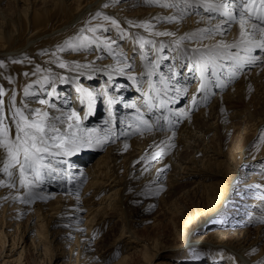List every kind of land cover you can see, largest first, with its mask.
<instances>
[{"label":"bare ground","instance_id":"obj_1","mask_svg":"<svg viewBox=\"0 0 264 264\" xmlns=\"http://www.w3.org/2000/svg\"><path fill=\"white\" fill-rule=\"evenodd\" d=\"M14 2L18 13L12 17L3 15L4 20H0V90L4 93L3 96H0V100L4 101V115L8 118L7 122L14 133V124L10 118L15 108L25 111L26 115L36 108L47 111L49 123L58 130L50 133V135L58 137V139H55V142L49 141V151L43 154L44 159L41 161V164L46 165V167L37 166L39 175L37 176L31 171L26 173L27 182L31 184V187L27 184L21 185L18 168L10 169L13 172L12 176L3 172L7 152L0 146V158H2L0 159V180L4 181V184L0 185V224L3 225L4 220L12 221L15 217L21 223L22 217L25 216L21 215L23 211H28L26 217L29 218L30 216L34 217L33 213H36L37 210L45 214L46 211L54 210V216L61 217L63 215L68 220L74 218L72 215L77 213L81 206H86V209L93 213L98 210V206L105 204L103 200L106 195L102 197V200L98 199V196L106 192L109 186H120L115 190V193L120 191L121 196L126 191L143 194L140 189H132V186L143 182L148 171L146 175H142L144 173L142 171L141 174L136 173V171L148 163V158L158 157L164 151L172 150L177 145L179 146L174 150L171 157L176 162H186L185 166L179 167V170L185 173V176H180V178L189 177L191 174L196 175L197 180L194 182L197 183L196 187L198 188L197 199L200 201V197L203 198L209 206L206 211L200 212V208L194 205L187 212V220L191 221V228L200 229L205 220L227 207L226 202L230 200L236 181V172L238 167L242 165V155H239L241 151H232V161H229L222 157L221 149H219L217 152H213L209 158L205 157L206 159L202 160L201 164H206L200 171V168L198 169L200 160L198 161L197 156L207 154L209 150L207 144L202 148L196 147L198 140L205 142L206 138H196L195 133H193L194 130L196 132L201 131L200 133L206 132L202 123L206 122L205 115H212L211 113L208 114V111L211 112V107L206 106V101L213 92V88L217 87L214 81L209 80L201 89L202 81L200 83L199 80L202 78V69H204L205 64H207V69L210 66L213 68L215 65L214 70L218 69V66L222 67L223 63L227 64L225 65L226 68L218 69L219 74L222 72L218 76H224L228 72L232 80L236 77V72L234 73L230 69L232 64H237L234 68L237 71L242 65L235 62L236 60L231 56L239 54L242 62L249 61L248 58L244 57V53L247 51L244 50L243 46L239 48L222 46V44L232 45L238 41L240 31L238 22L231 32L225 34L226 38L224 39L209 35L208 40L203 39L206 33L210 31L214 33L212 25L215 26L216 30L220 29L219 33L227 31L226 25L228 23H225V18L223 20L219 18L223 10L214 7V5L226 2V0H122L119 5H113L114 3L109 0H14ZM217 13L219 14L215 17ZM234 15L238 21V9ZM105 16L108 17L107 20L104 19ZM210 17H214L216 20L208 21ZM162 19H165L162 25L169 24L173 29H179L181 42L172 40L173 37L170 35L160 36L151 31L146 33L145 27L141 26L147 25V29L150 27L154 30L160 29L153 27L152 24H159ZM113 20L116 21L115 24L112 23ZM157 20L158 22H156ZM217 22H222V24L217 25ZM248 27L250 29L251 25ZM91 29L102 31L93 33ZM89 34L94 37L89 36ZM141 37L144 41L143 46H141ZM256 39H260L259 33H257ZM134 45L141 47L136 50ZM98 52L103 55L106 54V58H102L103 56ZM149 53H152V60L146 62ZM30 54L34 56L33 59ZM98 57L100 58L98 59ZM261 58L264 60L263 53ZM64 59H67L66 62L69 65V84L62 83L67 78H63L62 81L56 77V74L51 73L60 63L65 62ZM96 60L97 62H95ZM93 62L97 64L93 65ZM113 62L119 64L121 70L116 71ZM201 66L202 68H200ZM204 72L205 70L203 76ZM225 79L227 78L224 77L223 80ZM190 80H193L191 81L193 85L191 84L192 87L187 100L182 101L184 103L175 109L181 113L186 112L184 119L186 121L181 123L178 131H174L175 128L171 131L166 128L160 129L154 126L149 119H143L139 115L132 116V109H140L141 113H146L148 106L151 105L150 102L147 103L146 99H143L144 94L153 99L162 97L165 101L169 99L179 101L184 94L188 93L184 88ZM58 82L61 87L56 88L55 84ZM198 82L200 86H198ZM228 84L232 86H230L231 88L242 87L245 90L250 86V83L245 80H240L235 85L233 82ZM218 87L217 91L221 93L224 103L222 105L221 102L218 103L213 116L223 112L221 107L223 109L228 108V104L232 100L231 94L227 93L230 90L219 91L227 87L225 83H220ZM56 89L57 93H55ZM201 92L205 94H201V96ZM218 92L217 94H219ZM88 93L92 94L91 97L88 96ZM13 97H15L14 101ZM40 100H47L54 107L41 105ZM109 100L112 101L111 104H109ZM195 106H200L199 111L189 115L188 110L194 109ZM72 112L77 114L78 121L75 117L72 120L68 119ZM98 114L105 116L99 118ZM242 116L243 114L237 112L233 117ZM71 121L77 122L79 131L69 128L68 123ZM257 124L254 123L253 125L257 126ZM213 125L210 123L207 127L206 130L209 133L213 130ZM72 130L74 131L72 132ZM85 131L94 132V137L103 134L105 139L101 135L98 143L107 142V145H105V151L98 153L82 167L76 165L77 162L80 161L82 164L91 158L90 152L96 150L94 144L89 143L90 145H87L79 142L77 147L73 149L69 146L66 149L52 146V143L55 145L64 143L65 138L68 137L69 139L73 135L78 138ZM118 135L121 136L119 141L118 139L115 140ZM190 140H194L195 144H192L194 141L187 144L186 141L190 142ZM112 141L116 142L115 145H111ZM168 144L171 148L166 150L165 145ZM242 144L243 147L245 143ZM260 145L253 152L262 155L264 142ZM183 146H187L186 148L195 146L194 151L197 155L189 158L182 157L183 153H179V150ZM122 151L126 153L135 152L136 157L133 160L129 157L126 164L130 163V165H126L124 169H121L123 172L118 173L116 167L110 169L107 163L114 161L116 162L115 166H119L117 163L123 159L121 158ZM146 155L148 157L146 163L137 164L138 159ZM192 158L193 160H191ZM170 163L168 160L166 165L160 166L153 176L156 179L153 180L152 178L150 182L144 183L141 188H148L147 192L150 190L157 191L156 184L153 185L152 183L161 179L166 172L165 167ZM210 165L217 167V171L213 172L206 168ZM154 167L156 166H153L149 174L153 173ZM263 168L248 169V178L242 182L245 188L241 187L239 190L244 191L253 188L255 185L253 183L264 177ZM258 169H262V171ZM211 176H221V179L209 181ZM84 183L85 187L81 188L80 186ZM9 184L13 186L8 187ZM254 189H260L259 192L256 191L258 193L255 195L261 198L257 199L259 204L264 205V187H254ZM38 194L42 197H37ZM124 197L122 196L118 204L121 211L125 209L123 206L126 202ZM25 201L28 202L25 203ZM12 204L13 206L9 209ZM15 209L18 210L16 213L12 211ZM245 209L252 212L250 211L252 209ZM245 216L246 222L250 220L261 222L257 228L262 237L261 239L259 236L255 238L262 241L264 238V219L255 217L254 213ZM259 216L262 215L259 214ZM90 220L87 221L89 222L88 230L82 231L81 234L94 239L99 227L96 225L95 218ZM237 224L239 225V223ZM7 227L9 231L2 230L0 232V235L3 234L5 239L3 241L4 248L6 236L13 229V226ZM248 230L249 228L244 226L226 228L224 224H220L210 233L209 237L212 239H198L199 242L211 241L208 242L210 243L209 247L200 246L199 249L215 250L216 253L227 255L225 261H220L218 256L214 258L208 254L206 256L208 261L201 262L200 260L199 264H234L236 260L239 261V264H259L264 258V248L257 252L258 245L253 243V240L250 241L246 238ZM0 239L3 240L2 237ZM10 241L11 248L9 250L11 254L5 255L4 250H2L0 252V264H8L9 260L4 259V257H13L14 255L16 242L13 238ZM134 242L136 240L131 238L130 244H134ZM87 245L89 249L94 247L90 243ZM21 247L17 259L22 257L25 245ZM113 247L110 246L107 251L102 252L101 250L102 253L96 254V263L107 264V255ZM188 248L191 249V246ZM161 249L155 248L153 252L143 250L144 260L142 261L144 264H178L173 260H158L160 257H168L166 253L165 255L161 253ZM182 253H177L171 259ZM128 257V253L123 251L119 260L113 264H126ZM46 264H51V256L46 260Z\"/></svg>","mask_w":264,"mask_h":264},{"label":"rangeland","instance_id":"obj_2","mask_svg":"<svg viewBox=\"0 0 264 264\" xmlns=\"http://www.w3.org/2000/svg\"><path fill=\"white\" fill-rule=\"evenodd\" d=\"M110 2H113V5H119V3L122 0H109ZM129 13L130 11L127 10ZM175 12V11H174ZM18 10L15 6L14 0H0V20H4L3 15H7V17H12L14 14H17ZM223 13V12H221ZM220 13L219 18H225L227 19L223 14ZM113 14V13H112ZM219 13L215 14L217 17ZM163 15V14H162ZM161 17V16H159ZM217 18L218 20H220ZM216 20V18H208V21ZM123 22V21H122ZM158 22V20L156 21ZM165 22V19H162L158 23L152 24L154 27H159L160 29H152L151 27L147 29L144 28L146 33H149V31L153 33H172L173 39L176 40V42H181L180 38L181 35L179 33V29H173L169 24L162 25ZM124 23V22H123ZM237 22H228L226 25V30L222 33L220 32V29L216 30L214 27V33L211 31L206 33L203 37L204 40H208V35L212 37H218V38H226L225 34L231 32L236 26ZM126 24V23H125ZM216 24V23H215ZM222 24V22H217V25ZM162 25V26H160ZM225 25V24H223ZM90 28L92 26H89ZM212 29V28H211ZM78 31L80 29H77ZM102 30L95 29V31H91L93 33L100 32ZM85 32V31H84ZM106 32V31H104ZM91 37H94L93 35H90ZM162 36V35H160ZM134 47L139 48L141 46L134 45ZM199 50V49H198ZM262 53L264 54V50L260 48H254L251 52H245V58H252L255 57L256 59L249 63L247 62H241L242 67L244 68L245 65H248L245 69L240 70V67L238 68L239 71H237L235 68V65L232 64L231 71L236 72L235 78H233L231 81L227 80L228 77L224 76H218L215 79H217L215 85L217 87L213 88V92L209 96V102L206 104V106L209 108L211 107V112L208 111V114L211 113L212 115H205L206 116V122L202 123L204 130L206 132L194 130L193 133H195V137H199L200 139L206 138V141H197V146H200L202 148L205 144H207L208 151L207 154H202L197 156L199 162L198 169L200 168V171L203 170L205 167V164H201L202 160H205V157L212 156L213 152H217L219 149H221L222 157L226 160L232 161V151L239 150L241 151L239 155H242L241 158V164L240 167H238V170L236 172L235 178L236 181L234 182V186L232 189V193L230 195V200L226 202V206L223 210L220 211V213H216L213 216L209 217L207 220L204 221L202 227L200 229L196 230L195 228H191V221L187 220V212L194 206H198L200 208V212L206 211L209 206H207L206 201L200 197V201L197 199V192L198 188L196 187L197 183L194 182L196 179V175L191 174L189 177L180 178V176H185V173H182V170H179V167L185 166L186 162L179 161L176 162L175 159L171 157L172 153L176 148L179 146L177 145L172 150H168L171 148V146L165 145L167 147L166 150L163 153H161L160 156L153 158H148L147 155L140 157L138 159L137 164L143 165L146 163V158H148V163H146L141 169L136 171V173L139 172L142 175H146V172L148 171L147 177L143 179V182L139 183L138 185L132 186V189H140V191L143 194H134V191H126L124 195H122L124 198L125 204L123 205L125 209L121 211L120 206L118 205L120 203V200L122 198L121 193L117 192L115 193V190L118 189L120 186H109L106 189V192L101 193L98 196V199L102 200V197L105 196L103 203L101 206H98V210H95L93 213H90L89 210L86 209V206H81L80 209H78L77 213L72 215L74 218L71 220H68L67 217L61 215L60 216H54V210L46 211L45 213H41V211L37 210L36 213H33V216H30L29 218L26 217L28 214V211H23L21 215L23 216L21 223L18 221L17 217L13 218L12 221L4 220V224H0V232L3 231H9V228L7 226H13V229L10 231V233L6 236V246L4 248V237L3 234L0 235L3 240L0 239V252L4 250V254L10 255V248H11V241L10 239L13 238V240L16 242V247L13 251V257L5 256L4 259H8V264H46V260L48 257L51 256V264H97L95 260L96 254H100L104 251H107L110 246H114L110 253H108L107 257V264H113L123 254V251L128 253L129 257L126 261V264H144V257L143 253L146 250L149 252H153L155 248H162L161 253L166 256L167 258L160 257L158 260H173L175 263L178 264H199L200 260L201 262H207L208 258L206 256L209 254L216 258L218 256V260L225 261L226 260V254H219L216 253L215 250H209L207 251L205 248L209 247L208 242H199L200 240H207L212 239L209 236L210 233L220 226V224H224L226 228L228 227H248V233L246 235V238L250 241L253 240V243L258 245L257 252H259L261 249L264 248V238L262 241H258L257 236L261 237L258 231L257 226L261 223L259 221L253 222L251 221H245L244 218H246V214H252L254 213L255 217H260V219H264V205L259 204V201L257 199H261L260 197H257L255 193H258L260 189H254V187H264V177L260 178L257 182H252L254 185L253 188L250 190H239L241 187H244L242 185V182L247 180L248 178V169L252 168H263L264 167V152L262 155L260 153L256 154L254 153L255 148H259L261 145L260 143L264 142V60L261 58ZM23 54V53H22ZM102 58L105 57L106 54L99 53ZM151 54L147 55L146 62L151 61ZM260 54V55H257ZM31 55V54H30ZM239 54H236L234 56H238ZM32 59L34 58L33 55ZM115 56V55H114ZM258 56V57H257ZM233 57V56H231ZM100 57H98L99 59ZM106 58V57H105ZM67 59H64L65 62H63L64 67H61V63L57 66V68H54V70L51 72L53 74H56L60 80H64L63 78H67V80L62 83L69 84V65H67L66 62ZM99 61V60H98ZM97 62V60L95 61ZM236 62V61H235ZM114 63V62H113ZM149 63V62H148ZM97 63L93 62V65ZM152 64V62H151ZM244 64V65H243ZM114 69L116 71L121 70L119 68V64L114 63ZM116 65V66H115ZM147 65V63H146ZM225 63L222 65V69L226 68ZM97 66V65H96ZM110 66V65H109ZM215 66V65H214ZM213 66V67H214ZM221 67V66H219ZM202 68V66L200 67ZM211 66L204 72L203 78L199 80V82L203 84L207 83L208 74L210 73L212 75ZM235 70V71H234ZM216 71V69H215ZM219 71V70H217ZM226 72V70H225ZM255 72V73H253ZM208 73V74H207ZM218 73V75H221ZM226 76H229L228 72ZM126 77V75H125ZM225 78V80H223ZM231 77V75H230ZM240 80H245L250 83V86L248 89H244L242 87L240 88H231L232 86L228 83L233 82L234 85L237 84ZM188 82L185 84L186 94L182 96L185 100H187L190 88L192 87V83ZM213 81V80H212ZM227 81V82H226ZM198 82V84H199ZM220 83H225L227 87L220 89L219 91L224 90H230L228 91V94H231V102L228 104V108L223 109L221 107V110L223 112L217 113V115L213 116V113L216 111V106L218 103L221 105L224 103L223 99L221 98V93H219L217 90L219 89L218 86H220ZM28 84V83H27ZM192 84V85H191ZM26 85V84H24ZM35 85V82H34ZM61 84L58 82L55 84V87H61ZM70 85H72L70 83ZM32 86V85H31ZM231 86V87H230ZM158 87V86H157ZM188 88V90H187ZM217 92L219 94H217ZM57 93V89L56 92ZM202 92L200 93V95ZM187 95V96H186ZM131 96V95H129ZM202 96V95H201ZM59 98V97H58ZM130 98V97H129ZM128 100V99H127ZM126 100L124 99V102ZM165 101V100H164ZM182 102V104L184 103ZM227 106V105H226ZM215 107V109H214ZM178 108V107H177ZM200 106H195L194 109L190 108L188 111V114H194L197 111H199ZM136 109L131 110V114H134V111ZM193 111V112H191ZM237 112L243 114L242 117H233ZM51 115V114H50ZM99 118L105 116L104 114H98ZM97 116V115H96ZM137 116V115H132ZM189 118V117H188ZM256 120H253L255 119ZM63 120V118H61ZM211 121H210V120ZM186 120H183L184 122ZM254 121V122H253ZM72 122V123H71ZM68 123L69 125H72V127H69L70 129H77L75 121H71ZM180 125H177V128L174 129V131H178L180 129ZM213 125V130L209 133L207 127L209 124ZM254 123H258L257 126L253 125ZM140 126V124H138ZM66 129V128H65ZM86 129H88L86 127ZM198 129V128H197ZM72 130V132L74 131ZM79 131V129H77ZM76 130V131H77ZM171 131V130H170ZM88 132V133H87ZM85 131L82 136H79L78 138H75V135L73 137L65 138V142L62 143L64 147H58L59 149H66V147H71V149L76 148L77 144L81 140H90V144H94L96 146V150H93L90 152L91 158L85 161L84 163L77 162L76 165H80L81 167L84 166L88 161L93 159L98 153L101 151H105V145H107V142H104V144H100L99 137L101 135L102 138L105 139V136L103 134L99 135V137H94L93 133L90 131ZM129 137V136H126ZM121 136H116L115 140H120ZM114 140V141H115ZM178 140V138H176ZM56 140H51V142H55ZM73 141H76V144H73ZM112 141L111 145H115L116 142ZM117 141V142H118ZM194 140L186 141L187 144H191V142ZM245 143L242 147V143ZM58 144V143H57ZM57 144L52 143V146L57 147ZM89 143L87 145H90ZM192 144H195V141L192 142ZM60 145V144H58ZM187 146H183L179 151V153H183V156H186L185 158L192 157L194 155H197L195 153V146L192 148H186ZM242 147V150H241ZM243 151V152H242ZM82 152V151H81ZM128 152V151H127ZM137 152V151H136ZM135 152H128L125 151L121 152V158L122 161H118L117 164L119 166H115L114 161L108 162V167L110 169H113L116 167L118 169V173H122L125 166H129V164H126L127 159L130 157L131 160H133L136 155H134ZM124 155V156H123ZM190 155V156H189ZM215 155V154H214ZM145 160V161H144ZM167 160V161H165ZM168 160L171 162L168 164L167 167H165L166 172L162 175L161 179L158 180V182L153 181V185L156 184L157 191L150 190L147 192L148 188H141L144 183L150 182V180L153 178L156 170L160 168V166H164L168 163ZM193 160V158L191 159ZM234 162V161H233ZM79 163V164H78ZM192 164V163H188ZM177 165V166H176ZM153 173L149 174V172L153 169ZM80 167V168H81ZM149 167V168H148ZM206 168H209L211 171L216 172L217 167L215 166H208ZM131 169H133L131 167ZM147 169V170H146ZM264 169V168H263ZM75 170V167H74ZM82 170V169H81ZM187 170V169H185ZM262 171V169H258ZM77 171V170H76ZM142 171V172H141ZM79 172V170H78ZM134 172V171H133ZM180 172V173H179ZM185 172V171H183ZM112 173V172H110ZM180 178V179H175ZM156 178L154 177L153 180ZM221 179V176H211V179L209 181L218 180ZM114 184V183H113ZM251 184V183H250ZM253 186V185H252ZM85 187V183L80 186ZM49 188V187H48ZM54 188V187H50ZM258 191V192H256ZM112 195V196H111ZM37 197H42L40 194L36 195ZM262 201V200H261ZM81 205V203H80ZM258 205V208H257ZM260 205V206H259ZM13 206L10 205L9 209ZM107 206V207H106ZM250 206V207H249ZM247 209H252L248 212ZM14 213H16L18 210H12ZM256 214V215H255ZM258 214V216H257ZM261 214L262 216H259ZM221 219H218L220 218ZM95 218L97 222L96 225L99 227L98 232L96 233V236L93 238H87L85 235H82L81 232L88 230L90 219ZM107 220H105V219ZM89 219V220H88ZM48 220H50L48 222ZM259 220V219H258ZM8 221V223H6ZM13 222V223H12ZM246 222V223H245ZM239 223V225L237 224ZM101 224V225H100ZM130 224V225H129ZM99 225V226H98ZM95 224L93 225V227ZM27 227V228H25ZM223 227V226H222ZM34 236V237H33ZM0 237V238H1ZM258 237V238H259ZM78 238V239H77ZM133 238L136 240L134 244H130V239ZM20 240V242H19ZM214 242V241H213ZM216 242V241H215ZM88 243L92 244V248H88ZM25 245V249L22 251V257L19 258V252L22 249L21 246ZM145 246V247H144ZM154 246V247H153ZM165 246V247H164ZM191 246V249L188 247ZM204 246L205 248L199 249L198 247ZM148 248V249H147ZM102 250V252H101ZM144 250V251H143ZM185 250V251H184ZM17 251V252H16ZM78 251V255H77ZM179 252H183L177 257H174V259H171L172 256L176 255ZM225 253V252H224ZM110 254V255H109ZM264 262V258L260 261L262 264ZM259 263V264H260ZM239 264V261L236 260V263Z\"/></svg>","mask_w":264,"mask_h":264},{"label":"snow or ice","instance_id":"obj_3","mask_svg":"<svg viewBox=\"0 0 264 264\" xmlns=\"http://www.w3.org/2000/svg\"><path fill=\"white\" fill-rule=\"evenodd\" d=\"M215 8L223 10V15L227 18L225 23L228 22H238L239 23V39L236 43L232 45L222 44L223 47H241L244 50L251 52L253 48H260L264 50V0H226L218 5H214ZM239 11V20L237 21L236 15L234 13ZM99 15V14H97ZM108 19V17H104ZM113 24L116 23L115 20L112 21ZM248 25H251L250 29ZM142 27H148L147 25H141ZM219 28V26H218ZM95 31V29H91ZM257 33L260 34V39H256ZM157 35H172V33H156ZM143 38L141 37V46H143ZM256 58L252 57L249 59V63L253 62ZM64 67L63 64L60 65ZM207 64H205L203 71L206 70ZM212 75H216L215 70H213ZM205 85L201 84V89ZM4 93L0 90V96ZM91 93L88 96L91 97ZM15 97H13V101ZM195 102V98H194ZM41 105H48L49 107H54V105L49 104L47 100H40ZM112 101L109 100V104ZM4 101L0 100V146L6 149L7 160L4 161L3 172L8 176H12L13 172L10 169L19 170L20 183L21 185H26L31 187V184L27 182L26 173L29 171L34 172L39 175L38 165L40 167H46V165L41 164L44 159L43 154L49 151V141L58 139L50 135V133L58 131L55 129L48 120V112L40 108H36L34 111H29L26 115L25 111L20 108H15L11 115V121L14 124V133L10 128L9 123L4 115L3 109ZM186 115V113H185ZM79 120V117L75 112H72L68 119L73 118ZM72 127V125H69ZM90 140H81L80 143L88 144ZM73 141V144H76ZM57 147H64L63 144L57 145ZM127 148V145H125ZM155 158V156H153ZM2 159V158H0ZM4 181L0 180V185H3ZM12 187V184L7 185ZM28 201H25L27 203Z\"/></svg>","mask_w":264,"mask_h":264}]
</instances>
